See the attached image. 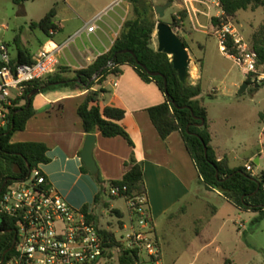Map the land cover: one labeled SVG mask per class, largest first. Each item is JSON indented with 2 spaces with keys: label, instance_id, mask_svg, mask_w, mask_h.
<instances>
[{
  "label": "crops",
  "instance_id": "obj_1",
  "mask_svg": "<svg viewBox=\"0 0 264 264\" xmlns=\"http://www.w3.org/2000/svg\"><path fill=\"white\" fill-rule=\"evenodd\" d=\"M214 1L219 7L218 1ZM82 2V0H57L52 6L49 11L56 8L54 19L58 27L56 34L52 36L43 34L24 40L15 39L16 50L12 51L11 45L5 42L12 61L17 62L21 52H26L33 61L44 49L54 50L58 59L56 72L62 68L80 71L89 68L100 56L107 54L118 38L124 23L133 17L132 6L127 0H88L90 8L86 12L80 7ZM120 3L122 5L119 11H115L112 15L108 14L109 10ZM173 3V8L178 6V10L187 11L183 29L176 30L184 41L187 42L188 39L193 43L194 33L210 34L206 32L204 25L208 22L207 18L211 13V4L207 0H183ZM221 15L223 11L219 9L216 16ZM98 17L100 18L96 23L97 29L88 32L87 26ZM197 45L200 49L204 47L200 42H197ZM188 47L191 56L189 83L201 85L203 93L200 102L207 109L205 98L217 97V91H206L204 75L201 74L205 69L208 52L204 47L203 62L202 59L193 56L189 44ZM221 52L224 54L222 50ZM226 56L230 58L227 54ZM243 75L244 80L241 83L244 84L248 78L244 72ZM72 76V74L66 75V77ZM232 86L236 87V84ZM258 89H261L260 86L256 88V85L253 87L249 85L243 95L250 92L255 99L259 97V92L253 93V91ZM93 90L103 91L98 103L102 110L111 106L126 112L122 125L134 143V147H130L122 137L106 138L100 132L94 134L96 136L94 159L101 178L107 185L113 181H121L128 171L126 163L134 156L144 170L150 215L161 247L162 259L164 250L173 241H182L187 246L194 247L195 241L199 240L201 245L206 247L207 241L212 239L211 218L205 222L201 219L196 220L198 227L194 230L195 241H190L183 235L184 228L181 226L182 219L190 211L191 203L197 198L196 185L202 182L195 163L186 149L181 133L174 132L166 140H162L148 113L150 108L166 102L165 95L154 82L144 81L134 68L128 65L121 67L119 75L109 76L102 85L95 86ZM88 92L87 89H80L39 94L34 100L36 115L30 119L23 132L14 134L12 142L45 144L48 147L47 157L50 163L41 165V168L50 186L74 208L83 209L88 205L89 211L96 212L98 208L94 206V201L100 189L94 178L82 171L84 164L81 159L88 134L84 131L78 108ZM259 112L260 109H257L256 123L261 142ZM207 113L210 121L208 109ZM212 125L213 122L210 121L212 147L219 160L228 158L231 168L246 167L256 161L258 162L255 163L256 167L262 165L264 158L259 155L260 148L250 151L243 157L225 146L230 139L220 140L216 137ZM253 174L257 176L254 170ZM117 200L120 199L113 200L110 209H105L101 215L104 217L115 215L118 218L113 211H119L123 216L121 221L124 225L120 227V231H123L125 227L131 225L134 217L128 208L129 220H126L124 212L115 206ZM212 213H216V209L212 210ZM119 221L118 218V224ZM106 230L114 232L113 227L108 225Z\"/></svg>",
  "mask_w": 264,
  "mask_h": 264
},
{
  "label": "trees",
  "instance_id": "obj_2",
  "mask_svg": "<svg viewBox=\"0 0 264 264\" xmlns=\"http://www.w3.org/2000/svg\"><path fill=\"white\" fill-rule=\"evenodd\" d=\"M11 1L14 4H23L32 0ZM127 1L132 6L133 17L124 23L118 38L107 54L100 56L85 70L73 71L69 68H62L43 80L28 83L23 96L13 99V107L10 109L9 115V128L8 130H5V126L0 128V192H5L7 185L13 181L27 177L30 172L28 166L34 169L39 165L50 163V159L47 157L48 147L45 144L12 142L14 134L23 132L30 119L36 115L34 108L36 97L28 100V95L34 90L41 89L40 94H47L59 90L87 89L88 95L78 108L85 133L90 135L100 132L106 138L122 137L130 147H134L129 133L122 125L126 112L111 106L102 110L98 103L103 91L93 90L95 86L102 85L109 76L119 75L121 67L128 65L134 68L144 81L154 82L166 97L165 103L148 110L150 119L160 138L166 140L174 132H180L186 149L198 170L200 179L207 188L219 191L238 210L259 213L254 223H260L264 220V172L254 176L247 171L245 166L231 168L228 158L219 160L212 147L207 109L200 102L203 93L201 85H182L174 69L172 58L153 48V36L160 21L156 19L155 7L148 4L151 0ZM217 1L223 15L212 19L214 26L234 18L243 10H256L258 8L264 10V0ZM55 17L56 8H53L40 22L33 23L32 27L39 28L45 35L51 36V30L58 31V27L54 23ZM186 18L187 11L184 10L173 15L169 24L174 30L183 29ZM184 42L186 48H189L187 42ZM251 43L253 51L258 55L259 66L264 73V25L253 35ZM227 46L229 52L232 53V42L229 41ZM124 51L133 52L138 61L145 65L149 71L160 73L162 76L151 77L137 64L134 55L124 53ZM32 62L31 57L26 52H21L19 60L13 63L29 64ZM68 74L73 76L66 77ZM96 76L97 78L93 80ZM165 79L168 83L167 90ZM55 83L60 84L55 85ZM247 83L251 87L254 86L250 78L247 79ZM200 119L205 121L203 127L199 126L201 124ZM253 165L255 166V163ZM126 167H128V171L121 181H113L107 185L99 173L91 174L85 165L82 166V171L90 174L99 186L100 190L94 201L96 208L102 206L108 210L113 200L147 196L142 165L133 156L126 163ZM6 181L8 183L3 189ZM112 188L120 190L119 196L111 195ZM124 188H126L125 192H123ZM83 210L87 212L89 206H84ZM113 213L120 219L119 225L122 228L124 225L121 221L122 214L119 211H113ZM91 218L98 224L96 212L92 211ZM14 230L15 226L11 220L0 217V261L13 246ZM100 233L104 237L105 248L119 246V242L112 231L103 229L100 230ZM11 254L12 252L7 253L5 258L8 259ZM120 259L123 263H130L138 261L139 257L133 251H129L124 252ZM224 264H230V261L226 260Z\"/></svg>",
  "mask_w": 264,
  "mask_h": 264
},
{
  "label": "rangeland",
  "instance_id": "obj_3",
  "mask_svg": "<svg viewBox=\"0 0 264 264\" xmlns=\"http://www.w3.org/2000/svg\"><path fill=\"white\" fill-rule=\"evenodd\" d=\"M82 1L79 6L88 12L90 8L88 0ZM168 1L183 2V0H151L154 7L165 5ZM207 1L211 4V13L207 18L208 22L204 25L206 32L210 34L194 33V42L188 39L187 42L193 56L202 59L203 62L204 47L208 52L205 69L201 74L204 75L206 91H217L216 98H205L209 118L213 122L212 130L220 140L230 139L225 146L235 153L245 157L250 151L260 148L259 155L264 157V82L260 84L261 89H258L260 91H253V93L259 92V97L255 99L250 92L245 95L238 94L242 86L239 84H243L241 81L244 80L243 70L221 52L219 40L214 36L221 24L214 26L212 23L213 18L219 17L216 15L221 8L216 6L214 0ZM56 2L57 0H32L23 4H14L11 0H0V41L10 44L12 51L16 50L15 39L24 40L42 36L44 34L42 30L33 28L32 25L45 17ZM173 4L166 11L163 19L157 15L156 19L169 24L173 13L177 15L184 11L178 10V6L173 8ZM121 5V3L115 5L108 14L112 15L115 11H119ZM228 21H232L238 27L252 48L253 35L264 25V10L263 8L243 10ZM225 22L227 21H223ZM153 37L152 46L158 50L156 31ZM197 42L204 47L200 49ZM260 71H262L261 67ZM233 84H236V87L232 86ZM257 109H260L258 123L261 142L256 123ZM250 165L257 176L264 172V161L258 167L253 163ZM195 194L197 198L191 203L188 215L182 219L183 235L190 241H195L194 230L198 227L196 220L201 219L205 222L211 218L212 239L207 241L206 247L201 245L199 240L195 241L194 247L187 246L182 241H173L163 252L164 264H224L228 257L230 264H264V220L254 223L259 213L238 210L225 199L223 194L207 188L202 182L196 185ZM115 206L124 212L125 219L129 220L125 200H117ZM215 209L216 213H212ZM104 210L100 206L96 211L99 227L106 230L108 225L113 227V233L117 237L123 235L118 218L115 215L104 217L101 215Z\"/></svg>",
  "mask_w": 264,
  "mask_h": 264
},
{
  "label": "built area",
  "instance_id": "obj_4",
  "mask_svg": "<svg viewBox=\"0 0 264 264\" xmlns=\"http://www.w3.org/2000/svg\"><path fill=\"white\" fill-rule=\"evenodd\" d=\"M99 18L87 26L88 32L97 29ZM56 32L51 30V36ZM215 37L219 40L221 50L254 85L264 82L258 55L232 21L222 23ZM229 41L232 42V53L227 48ZM0 54L1 128L10 124L13 99L23 96L28 83L56 73L58 59L54 50L44 49L32 63H13L8 46L2 41ZM246 169L253 174L251 165H247ZM48 184L39 165L30 169L24 179L7 185L1 194L0 217L14 223L16 242L11 256L2 263L0 261V264H163L146 195L125 198L134 218L131 225L123 229V235H115L119 246L107 249L100 233L103 229L91 218L92 212L74 208ZM125 191L126 188L123 189ZM119 193V189H111L112 196L117 197ZM129 251L138 255L139 260L123 263L120 257Z\"/></svg>",
  "mask_w": 264,
  "mask_h": 264
},
{
  "label": "water",
  "instance_id": "obj_5",
  "mask_svg": "<svg viewBox=\"0 0 264 264\" xmlns=\"http://www.w3.org/2000/svg\"><path fill=\"white\" fill-rule=\"evenodd\" d=\"M149 5H152V2H148ZM173 4L172 1H168L165 5H157L155 6V13L160 18L163 19L165 17L166 11L169 9V7ZM156 34L158 38V51L165 53L169 55L172 58V63L174 66L175 71L177 72L178 78L182 85L188 86L189 78H190V67H191V56L188 48H186L185 42L180 37V35L177 34V31L174 30L170 24L160 22L156 27ZM124 53H131L135 56V54L131 51H124ZM2 55L0 54V58ZM136 58V56H135ZM137 64L141 66L151 77H157L162 76L160 73L151 72L148 70V68L141 64L138 59L136 58ZM97 78L94 77L93 80ZM60 83H55V85H58ZM260 84H256V88H258ZM168 83L165 79V88L167 90ZM249 88V84L245 82L242 86L240 91L238 92L239 95H243L246 93V91ZM41 89L34 90L28 95V100H31L33 97H36L40 94ZM199 119V118H197ZM201 124L200 127L204 126V119H200ZM5 130H8L9 124H7L5 127ZM96 143V136L94 134H90L86 138L85 147L81 153V159L85 167L89 170L91 174H97L99 172L97 163L94 159V148ZM255 163H258L257 161ZM29 169H31L30 166H28ZM8 181H6L3 185V189L6 187ZM2 194V191L0 192V196ZM16 242V237L14 238L13 246L10 250H8L5 255L12 251L14 248ZM4 258L2 259L1 263L4 262Z\"/></svg>",
  "mask_w": 264,
  "mask_h": 264
}]
</instances>
